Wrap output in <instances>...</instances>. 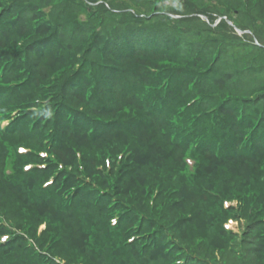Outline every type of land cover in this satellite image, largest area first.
<instances>
[{"label": "trees", "instance_id": "obj_1", "mask_svg": "<svg viewBox=\"0 0 264 264\" xmlns=\"http://www.w3.org/2000/svg\"><path fill=\"white\" fill-rule=\"evenodd\" d=\"M0 264H264V0H0Z\"/></svg>", "mask_w": 264, "mask_h": 264}, {"label": "rangeland", "instance_id": "obj_2", "mask_svg": "<svg viewBox=\"0 0 264 264\" xmlns=\"http://www.w3.org/2000/svg\"><path fill=\"white\" fill-rule=\"evenodd\" d=\"M236 228H237V225H235V226L233 227V229H235V230H236Z\"/></svg>", "mask_w": 264, "mask_h": 264}]
</instances>
